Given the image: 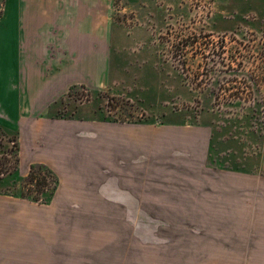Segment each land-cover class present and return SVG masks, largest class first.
<instances>
[{
  "label": "rangeland",
  "instance_id": "rangeland-1",
  "mask_svg": "<svg viewBox=\"0 0 264 264\" xmlns=\"http://www.w3.org/2000/svg\"><path fill=\"white\" fill-rule=\"evenodd\" d=\"M16 52L6 47L3 33L0 59ZM110 72L108 90L86 88L106 93L100 103L111 120L132 122L78 121V139L73 132L70 163L60 165L59 186L109 187L116 200L186 206L219 202L222 196L226 204L231 196L223 188L232 187L234 202L249 205V217L262 219L249 233L259 238L264 230V0H113ZM0 79L7 88L5 64ZM80 95L77 105L94 116L96 96ZM28 173L21 163L16 177ZM127 212L131 224L95 222V228L125 235L129 260L136 256L135 239L142 240L145 258L154 237L175 235L182 244L191 234L185 249L194 243L209 248L216 234V226L175 225L179 215L172 210ZM157 246L168 250L166 243Z\"/></svg>",
  "mask_w": 264,
  "mask_h": 264
},
{
  "label": "crops",
  "instance_id": "crops-1",
  "mask_svg": "<svg viewBox=\"0 0 264 264\" xmlns=\"http://www.w3.org/2000/svg\"><path fill=\"white\" fill-rule=\"evenodd\" d=\"M0 1L5 45L17 51L12 58L0 59L8 83L5 88L0 79V126L19 134L25 171L32 164H43L60 177L62 161L70 163L72 133L78 139L81 122L52 120L49 109L72 86L109 89L113 0ZM105 188L60 185L48 204L0 194V264H264V230L259 238L249 234L262 219L249 217V205L234 202L232 187L223 188L231 196H225L230 199L226 204L222 196L219 202L188 206L171 201L142 205L121 196L116 200ZM144 208L174 211L171 214L179 215L175 225L216 226L211 246L194 243L187 250L184 243L191 234L183 237L182 244L175 235L165 234L154 237L157 244H151L150 255L143 258L142 240L135 239L136 256L129 260L132 249L125 235L95 228V222L131 224L127 211ZM228 209L230 214L222 213ZM213 210L218 213L212 214ZM159 243H166L168 250ZM178 251L181 256L175 258Z\"/></svg>",
  "mask_w": 264,
  "mask_h": 264
},
{
  "label": "trees",
  "instance_id": "trees-1",
  "mask_svg": "<svg viewBox=\"0 0 264 264\" xmlns=\"http://www.w3.org/2000/svg\"><path fill=\"white\" fill-rule=\"evenodd\" d=\"M81 92L87 94L93 93L96 96L93 105L94 116L92 117L84 115L85 109L77 105V100L81 96ZM104 95L106 96V93L92 92L85 86H72L65 96L50 106L48 117L52 120L132 122L128 118L113 121L107 117L100 103ZM256 104H259V102L256 101ZM5 143L9 146L6 150ZM19 165V135L17 132H9L0 126V194L19 197L33 203L48 204L58 189V176L46 165L32 164L26 177L17 178L16 175ZM6 166L9 168L5 169Z\"/></svg>",
  "mask_w": 264,
  "mask_h": 264
},
{
  "label": "snow or ice",
  "instance_id": "snow-or-ice-1",
  "mask_svg": "<svg viewBox=\"0 0 264 264\" xmlns=\"http://www.w3.org/2000/svg\"><path fill=\"white\" fill-rule=\"evenodd\" d=\"M3 40V26L0 25V42Z\"/></svg>",
  "mask_w": 264,
  "mask_h": 264
},
{
  "label": "built area",
  "instance_id": "built-area-1",
  "mask_svg": "<svg viewBox=\"0 0 264 264\" xmlns=\"http://www.w3.org/2000/svg\"><path fill=\"white\" fill-rule=\"evenodd\" d=\"M205 2H211V1H213V0H204Z\"/></svg>",
  "mask_w": 264,
  "mask_h": 264
}]
</instances>
